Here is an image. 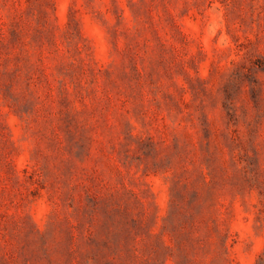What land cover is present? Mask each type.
I'll list each match as a JSON object with an SVG mask.
<instances>
[{
    "label": "rangeland",
    "instance_id": "obj_1",
    "mask_svg": "<svg viewBox=\"0 0 264 264\" xmlns=\"http://www.w3.org/2000/svg\"><path fill=\"white\" fill-rule=\"evenodd\" d=\"M264 0H0V264H258Z\"/></svg>",
    "mask_w": 264,
    "mask_h": 264
},
{
    "label": "trees",
    "instance_id": "obj_2",
    "mask_svg": "<svg viewBox=\"0 0 264 264\" xmlns=\"http://www.w3.org/2000/svg\"><path fill=\"white\" fill-rule=\"evenodd\" d=\"M258 264H264V250L259 256Z\"/></svg>",
    "mask_w": 264,
    "mask_h": 264
}]
</instances>
